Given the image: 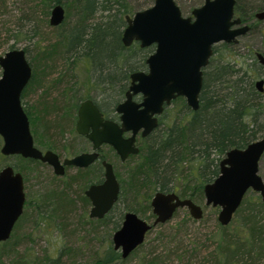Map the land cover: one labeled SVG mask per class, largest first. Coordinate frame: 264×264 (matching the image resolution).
<instances>
[{
	"label": "water",
	"instance_id": "1",
	"mask_svg": "<svg viewBox=\"0 0 264 264\" xmlns=\"http://www.w3.org/2000/svg\"><path fill=\"white\" fill-rule=\"evenodd\" d=\"M236 0H204L192 10V16H183L174 0H154L143 10L126 16L121 41L125 46L138 41L141 47L154 45L147 56V72L134 71L124 101L116 106L120 124L103 120L98 108L87 99L78 111L77 131L86 133L93 142L92 152H83L62 161L52 150L42 151L35 146L28 115L22 105V92L32 77V67L23 48L7 50L0 56V153L19 154L38 159L53 167L56 174L64 173L65 165L86 167L97 158L101 143L113 147L124 161L129 154H138L136 135L149 134L158 124L157 116L163 105L177 96H183L192 110L199 106L203 68L207 66L215 44L238 42V37L250 30L234 11ZM264 18V8L255 12ZM65 18L64 7L55 3L49 23L56 27ZM257 63L264 69V55L255 52ZM263 79L254 82L262 91ZM141 94L136 102L132 96ZM91 129L88 132V129ZM131 131L129 136L122 133ZM264 152V134L242 148H231L219 162V173L203 186L205 205L218 207L217 220L228 225L247 191L255 192L264 204V183L258 175L259 158ZM104 179L86 190L91 201L89 217L103 218L117 200L119 184L110 162L103 161ZM25 193L21 172L11 165L0 169V242L8 240L23 213ZM154 218L148 221L134 211H126L120 226L111 236L112 246L127 258L155 225L164 223L178 208H186L190 216L200 219L203 208L191 198H181L176 192L156 191L150 200Z\"/></svg>",
	"mask_w": 264,
	"mask_h": 264
},
{
	"label": "trees",
	"instance_id": "2",
	"mask_svg": "<svg viewBox=\"0 0 264 264\" xmlns=\"http://www.w3.org/2000/svg\"><path fill=\"white\" fill-rule=\"evenodd\" d=\"M53 2L59 3L60 0H44L45 12L43 13L45 16L48 15V9ZM77 2L82 11V14H79L81 22L61 28L60 36L53 45L54 49L59 50V53L67 56L70 69L77 70L81 66L80 63L85 65L82 86H90L86 92L85 89L82 91L80 88L77 89L76 100L73 102L71 99L70 102L68 101L69 104L64 106V110L67 109L68 112L72 105H77L78 99L95 98L98 95L101 96L100 94H105L111 83L117 85V95L122 93V89L124 90V87L126 89L129 73L143 66L145 58L151 52L150 47L141 48L137 42H133L129 46L123 45L121 36L126 26V16L134 12L125 0H77ZM238 2L236 0L235 14H239L244 22L250 21L254 12L251 11L247 15L243 11L244 9L239 8ZM97 15L100 18L96 19ZM59 27L61 25L54 29H59ZM234 45L221 42L213 46L212 56L207 66L203 68L198 109L192 110L184 102L179 104L181 114L176 120L169 123L165 119L152 134L142 139L138 152L142 161L130 170L128 176V191L135 193V197L132 198L135 202L132 204L129 201L124 205V210L120 209V220H122L125 211H134L138 215L148 212V218L153 217L150 193L137 199L142 187L153 189L158 187L157 191L164 192L177 189L181 197L191 198L196 203L202 202L203 186L213 181L218 175L219 162L226 152L231 148L245 147L264 131L263 94L259 93L254 86L262 68L257 63L253 51L249 50L243 54L233 47ZM80 49L85 53L80 54ZM82 56L83 58L80 59ZM118 68L122 72L119 81L117 80ZM73 77L71 85L78 82V77L75 75ZM100 80L105 83L102 85L104 87L101 92L97 94L93 91V87L95 84L97 86V82ZM54 109L56 110V107ZM24 110L29 118L28 111L25 108ZM51 112L52 110L47 105L43 118L54 116ZM56 116H58V112H56ZM68 116L61 111V115L54 119V123L58 121L60 125L61 120L68 119ZM54 123L49 122L45 124V127L52 128L56 125ZM30 129L32 131L31 127ZM1 144L0 137V146ZM19 158L22 164L12 166L22 174L25 170L33 169L30 164L41 165L38 161L32 162ZM188 164L190 166L185 168V165ZM94 175L91 169H81L71 178L77 181L78 185L79 180L90 182ZM183 183L185 185L181 189ZM123 189H125L124 184H122ZM122 190L119 194L121 197ZM249 191L246 192L231 222L225 226L218 224L220 234L212 255L213 263L209 261L197 264H239L242 262L255 264L259 258L264 256V223L259 216V212H264V204L258 196L251 198L248 195ZM47 193L43 196L38 194V204H33L35 206H32L33 210H30L33 213L28 214V210H23L11 236L25 215L34 218L37 222V218L45 220L57 216V212L64 211L48 210L56 197L60 207L66 205L67 200L61 196L64 192L56 187ZM77 196L78 200L88 205V199L83 195V191H78ZM120 200L121 198L118 202ZM117 206L118 204H115L103 218L95 220L103 221L111 211L117 210ZM114 223L113 229L116 230L121 222ZM233 223L235 224L233 229L236 230L230 231L229 225ZM2 254L4 253L0 252V256ZM57 259L46 257L43 261L49 264L56 262ZM119 259H122L120 252L109 245L102 258H97L94 262L113 264ZM165 260L166 258L163 259L153 249L137 264H167ZM43 261L26 260L22 257L18 264L46 263Z\"/></svg>",
	"mask_w": 264,
	"mask_h": 264
},
{
	"label": "rangeland",
	"instance_id": "3",
	"mask_svg": "<svg viewBox=\"0 0 264 264\" xmlns=\"http://www.w3.org/2000/svg\"><path fill=\"white\" fill-rule=\"evenodd\" d=\"M125 1L134 11L146 9L154 2V0ZM174 1L180 8L182 15L186 17L192 16V10L201 6L204 2V0ZM237 1H239V8L244 9L243 11L247 15L251 11L255 13L264 7V0ZM55 3H51V7L47 8L49 13L45 16L43 13L45 12L44 0H0V56L13 46L26 49L27 57L32 65L33 76L23 92L22 104L29 113L30 127L32 128L35 144L39 148H50L59 152L63 157H69L81 151L90 150V145L75 133V119L73 122L68 123L66 130L62 131L63 134L59 131L58 121L54 123V119L58 118L59 114L56 116L58 111L54 108L58 104L59 106L62 103L65 105L73 97L76 100L77 89L80 88V91L85 89L86 92L90 86H82L85 65L79 62L81 66L77 70L70 69L66 59L67 56L61 52L59 53V50L53 47L54 42L60 36L61 28L81 22L82 19L79 20V14H82L81 7H79L77 0H60L59 3L65 10V18L61 27L54 29L49 23V18L51 8ZM236 15L240 16L239 14ZM97 18H100V16L97 15ZM245 22H250L251 24H249L253 25L252 29L238 37V42L233 47L243 54L251 50V52L259 51L264 55V18L258 19L253 16L249 22ZM79 53L84 54L85 51L83 52L80 49ZM82 58L83 56L80 59ZM1 72L2 69L0 68V76ZM121 74L122 72L118 68L117 76H122ZM74 75L78 77V82L71 85ZM260 76H264V71L260 72ZM104 83L100 80L97 82L98 87L96 84L94 87L101 92ZM105 87L107 86L105 85ZM117 93V85L111 83L107 87L106 93L100 94L101 96H98L96 100L99 101L101 106L108 107L111 105L110 100H112V97L109 96L116 98L120 95H117ZM262 100L264 101V91ZM180 103L181 101L175 104L170 112H167V122L170 123L180 116L181 112H179L178 106ZM47 105H49V109L52 110L51 113L54 116L43 118V115L46 114L44 112ZM49 122L56 125L48 130L45 124ZM262 134H264V131ZM261 135L259 134L257 138ZM102 153L114 165L119 179L124 182V197H127L130 203L133 204L135 201L132 198L135 197V193L131 191L128 195V176L130 170L142 161L139 154H135L122 162L111 149L104 147ZM6 164L20 165L22 162L19 156H4L0 153V168ZM30 166L33 169L25 170L27 195L35 194L38 197L39 193L43 196L48 194L49 190L56 188L58 184L53 179V172L50 167ZM189 166V164L185 165V168ZM257 173L264 183V152L259 158ZM68 174L73 176L76 174V170L70 168ZM99 174L92 177L91 181H97L100 178ZM183 181L185 183V180ZM184 183L181 185V189L185 185ZM88 184L89 182L83 181L78 185L75 183V185H72V187L74 186L72 188L73 192L61 195L67 200L66 205L60 207L56 197L53 204H50L48 208V210H64L66 207L71 206L72 210L57 212V216L45 220L37 218V222L34 218L25 215L10 239L6 242H0V252L4 253L0 256V264H18L22 257L26 260L38 259L40 261H43L46 257L50 259L58 258L56 262H50L49 264H98L94 261L97 258H102L108 246L112 245L111 236L114 232V222H121L119 218L120 209L111 211L103 221L90 218V205L78 200L77 196V192H81ZM158 189V187H155V189L142 187L139 190L137 199L142 195H149V193L152 197ZM173 191L179 193L177 189ZM248 195L251 198L258 196L251 190ZM198 204L203 208V215L200 219L192 218L186 208H178L172 218L153 226L147 232L144 242L134 253L127 258L115 261L113 264H137L143 256L153 249L163 259L166 258L165 262L167 264H197L199 262L214 261L212 255L220 234L217 220L219 208L205 205L204 196L203 201H199ZM118 207L120 208V205ZM26 210H28V214L32 212L30 211L32 209ZM139 215L148 221L153 219L148 218V212L146 214L139 213ZM259 216L264 223V212H259ZM234 226V223L229 225L230 231ZM44 264H47V262ZM239 264H244V262ZM255 264H264V256L259 258Z\"/></svg>",
	"mask_w": 264,
	"mask_h": 264
},
{
	"label": "flooded vegetation",
	"instance_id": "4",
	"mask_svg": "<svg viewBox=\"0 0 264 264\" xmlns=\"http://www.w3.org/2000/svg\"><path fill=\"white\" fill-rule=\"evenodd\" d=\"M264 8V7H263ZM135 12V11H134ZM133 12V13H134ZM132 13V14H133ZM131 14V15H132ZM255 14V13H254ZM128 16H130V15H128ZM255 16V15H254ZM64 21V20H63ZM249 22V21H248ZM63 23V22H62ZM61 23V24H62ZM250 23V22H249ZM248 23V24H249ZM60 24V25H61ZM250 25V24H249ZM59 26V25H58ZM57 27V26H56ZM250 29H251V25H250ZM123 32V31H122ZM133 42H137L138 44H139V42L138 41H133ZM132 42V43H133ZM123 43V42H122ZM131 43V44H132ZM130 44V45H131ZM124 45V44H123ZM129 46V45H128ZM139 46H140V44H139ZM141 47V46H140ZM147 47H150V49H151V52L154 50V45H150V46H147ZM17 48H20V47H11V49H17ZM141 48H145V47H141ZM24 50H25V56H26V58H27V60L29 61V59H28V57H27V52H26V49L25 48H23ZM10 50V49H9ZM150 52V53H151ZM255 52L256 51H254L253 52V54H255ZM259 52V51H258ZM5 53V52H4ZM149 53V54H150ZM148 54V55H149ZM147 55V56H148ZM254 57H255V55H254ZM147 58V57H146ZM146 58H145V60H146ZM144 60V64H143V66L141 67V69L139 68V69H137V70H134V71H144V72H147V64H146V61ZM30 63V62H29ZM31 65V64H30ZM31 67H32V65H31ZM1 68V67H0ZM262 68V67H261ZM134 71H132V72H134ZM262 71H264V69L262 68ZM132 72H130L129 73V76H128V81H127V85H126V89H125V87H124V90L122 89V93H120V95H118L116 98L114 97V96H110V98L112 97V100H111V105L110 106H108V107H103V106H101V104L99 103V101H97L96 99H97V97H95V98H92V97H84V98H82V99H78V101H77V105H75V106H71V108H70V110H69V112H68V110L67 109H65L64 110V106L66 105V104H69V103H67L66 102V104L65 105H63V103H62V105L61 106H59V104L58 105H56L55 107H56V109H57V111H58V114L59 115H61V111L63 112V113H66V116H68L67 118L68 119H64V120H61V124L58 126V127H60V129H59V131H61V133H62V131H65L66 129V126L68 125V123L69 122H73L74 121V119H75V121H74V131H75V133L76 134H78V136L80 137V138H82V139H84L85 141H87L88 143H89V145H90V150H84V151H81V152H79V153H76V154H74V155H71V156H69V157H63L59 152H57V151H54V150H52V149H42V148H39L36 144H35V141H34V144H35V146L36 147H38L40 150H42V151H46V150H52L53 152H55L57 155H58V157H59V159L62 161L63 159H65V158H71V157H73V156H75V155H77V154H80V153H83V152H92V145H93V142L88 138V136L86 135V133H80V132H78L77 131V122H78V111H79V108H80V106H81V104H82V102L83 101H85V100H87V99H89V100H91V102L98 108V110L100 111V113H101V115H102V119L103 120H111V121H113V122H116V123H118V124H120V114L116 111V106L120 103V102H122V101H124V99H125V97H126V91L128 90V87H129V85H130V83H131V79H130V74L132 73ZM118 73V72H117ZM32 76H33V69H32ZM119 78H120V76L119 77H117V80L119 81ZM258 78H262L263 79V83H262V91H258L259 93H261V94H263V91H264V76H260V77H258ZM257 78V79H258ZM256 79V80H257ZM32 80V77H31V79H30V81ZM255 80V81H256ZM29 81V82H30ZM28 85V84H27ZM26 85V86H27ZM26 88V87H25ZM25 88H24V90H25ZM92 88V87H91ZM24 90H23V92H24ZM76 90L74 89V92H75ZM93 91H95V92H97V94H99V91H97V89L95 88V87H93ZM23 92H22V96H23ZM121 92V91H120ZM65 93V92H64ZM99 96V95H98ZM73 99V102L75 101V99L74 98H72ZM132 99L134 100V101H136V102H140L141 100H142V96H141V94H136V95H134V96H132ZM178 101H181V103H186V101H185V98L183 97V96H177L176 98H174V99H172L171 101H170V103L169 104H164L163 105V111H162V113L161 114H159V115H156L157 116V120H158V124H157V126L149 133V134H147L146 136H142L141 135V131L142 130H139L138 131V133H137V135H136V142H135V144H136V146H138L139 147V145L141 144V141H142V139H145V138H147L150 134H152L153 133V131H155L157 128H158V126L159 125H162V122L166 119V114H167V112L172 108V107H175V104H177V102ZM180 103V104H181ZM23 105V104H22ZM187 105V104H186ZM188 106V105H187ZM189 107V106H188ZM23 108H24V105H23ZM190 108V107H189ZM29 123H30V121H29ZM46 129H50V128H46ZM91 131V129L89 128L88 129V132H90ZM130 132L131 131H127V132H124V133H122V135L125 137V136H129L130 135ZM31 133H32V131H31ZM63 134V133H62ZM32 136H33V140H34V135H33V133H32ZM104 147L105 148H107V149H111L112 151H114V153L119 157V155L116 153V151L113 149V147L112 146H110L109 144H107V143H101L100 145H99V147H98V149L96 150L97 151V158H96V160L94 161V162H92V163H90L88 166H86V167H76V166H73V165H65L64 166V173L63 174H56L55 172H54V170H53V167L50 165V164H48L47 162H43V161H41V160H38V159H31V158H25V157H22L21 155H19V154H11V155H16V156H19V157H21V158H23V159H27V160H31L32 162H40L41 163V166L42 167H50L51 168V170H52V172H53V179H55V182H56V184H58L56 187L58 188V189H60L61 191H63L64 193H68L69 194V192H73V190H72V188L74 187H72V185H75V183L77 184V181H74V179H72L71 178V176L68 174V170L70 169V168H74L75 170H76V174H77V172H78V170H81V169H91V170H93V173L96 175V174H99L100 175V178L97 180V181H90L89 182V184H88V186L84 189L83 188V195L88 199V204L90 205V208H91V201H90V199L88 198V196L86 195V190L90 187V185H92V184H98V183H101L102 181H103V179H104V166H103V164H102V162L103 161H107V162H110V161H108V159L104 156V154L102 153V150L104 149ZM139 150H140V148H139ZM133 155H135V154H129L128 156H127V158L124 160V161H126V160H128L129 158H131V157H133ZM9 156V155H8ZM120 159V158H119ZM121 160V159H120ZM122 161V160H121ZM124 161H122V162H124ZM111 163V162H110ZM112 164V163H111ZM6 165H11L12 166V164H6ZM30 165H34V164H30ZM112 166H113V170H114V173H115V175H116V179H117V181H118V184H119V193H118V197H117V200H116V202L114 203V205L112 206V208L115 206V204H118V205H120V208L117 206V210H119V209H121V210H124L123 209V207H124V205L126 204V203H128V201H130L127 197H124V193H125V191H123L122 190V184H124V182L122 181V180H120L119 179V177H118V174L115 172V169H114V165L112 164ZM13 167V166H12ZM14 168V167H13ZM15 170V169H14ZM15 171H17V170H15ZM21 174H22V172H21ZM94 175V176H95ZM94 176H92V177H94ZM22 177H23V188H24V193H25V202H24V206H26L27 204H29V203H31L30 204V206H27V208L25 207L24 208V206H23V210H26V209H32V206H35V205H33V204H38L37 203V197H36V195L35 194H32V195H27V192H26V188H25V185H26V182H27V178H26V175H25V172H23V174H22ZM91 177V178H92ZM65 179V180H64ZM82 182V180H79V182L78 183H81ZM121 190H122V197H121V195H119L120 194V192H121ZM173 191V190H172ZM172 191H169V192H172ZM162 192H164V191H162ZM175 192V191H174ZM131 193V191L129 190L128 191V195ZM155 193V192H154ZM39 194V193H38ZM178 194V193H177ZM154 195V194H153ZM152 195V196H153ZM179 195V194H178ZM180 196V195H179ZM181 197V196H180ZM119 198H121V200L118 202V200H119ZM152 198V197H151ZM181 198H184V197H181ZM71 204H72V202H71ZM111 208V209H112ZM110 209V210H111ZM33 210V209H32ZM64 210H72V208H71V206H68V207H66ZM90 210V209H89ZM126 212V211H125ZM124 212V213H125ZM124 213H123V215H124ZM151 213H152V211H151ZM123 218V217H122ZM152 218H154V215H153V217ZM122 221V220H121Z\"/></svg>",
	"mask_w": 264,
	"mask_h": 264
}]
</instances>
